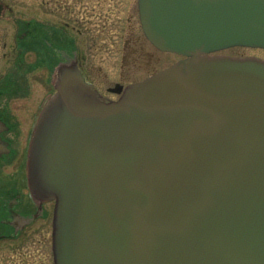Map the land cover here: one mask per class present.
I'll return each mask as SVG.
<instances>
[{
    "label": "water",
    "instance_id": "water-1",
    "mask_svg": "<svg viewBox=\"0 0 264 264\" xmlns=\"http://www.w3.org/2000/svg\"><path fill=\"white\" fill-rule=\"evenodd\" d=\"M181 57L102 96L75 55L52 73L26 176L54 202L53 264H264V0H137Z\"/></svg>",
    "mask_w": 264,
    "mask_h": 264
},
{
    "label": "rangeland",
    "instance_id": "rangeland-1",
    "mask_svg": "<svg viewBox=\"0 0 264 264\" xmlns=\"http://www.w3.org/2000/svg\"><path fill=\"white\" fill-rule=\"evenodd\" d=\"M0 6V88L5 93L1 102L16 95L27 98L10 100L8 105L24 131L54 93L52 66L58 52L50 49L53 42L72 48L85 79L111 100L118 95L108 88L140 82L179 59L147 41L137 0H0ZM25 32L31 36L20 42L18 37ZM217 54L264 61V50L259 48L231 47ZM47 203L43 219L16 238L0 239V264H52L53 204ZM3 232L0 226V235Z\"/></svg>",
    "mask_w": 264,
    "mask_h": 264
},
{
    "label": "flooded vegetation",
    "instance_id": "flooded-vegetation-1",
    "mask_svg": "<svg viewBox=\"0 0 264 264\" xmlns=\"http://www.w3.org/2000/svg\"><path fill=\"white\" fill-rule=\"evenodd\" d=\"M1 8L2 6H0V10ZM27 25L29 23L25 22L24 26ZM29 36L31 35L25 32L18 39L21 40L20 42H24ZM53 44L54 46L50 45V49L52 48L58 53L54 52L56 58L52 69L58 63L69 60L75 52L72 48L68 50L55 42ZM4 95V90L0 88V226L4 230L3 234L0 235V239L18 237L36 220L44 218L46 215L44 206L49 204L47 202L40 203L31 197L26 176L28 149L40 110L34 116L31 128H28L25 132L19 128L17 116L8 108V105L11 101L27 98L16 95L3 104L1 99L4 98ZM13 169H16L14 170L16 172ZM14 173H17L16 178L13 177ZM27 196L29 197V203L26 201ZM52 212L53 207L51 215Z\"/></svg>",
    "mask_w": 264,
    "mask_h": 264
}]
</instances>
